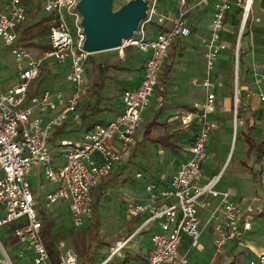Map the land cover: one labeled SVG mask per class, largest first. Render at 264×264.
<instances>
[{"label": "built area", "instance_id": "2783aa9c", "mask_svg": "<svg viewBox=\"0 0 264 264\" xmlns=\"http://www.w3.org/2000/svg\"><path fill=\"white\" fill-rule=\"evenodd\" d=\"M36 1L49 14V48L42 55L32 54L16 44L19 29L26 18L27 0H7L0 10V41L9 47L20 68L17 84L5 93L0 92V228L16 225L13 230L15 240L25 246L15 258H11L0 241V264H16L17 261H25L26 264H77L75 252L63 242L56 245L57 255L55 263L52 262L42 236L43 224L35 210L29 174L36 167L40 168L45 180L54 186L45 195L46 205L65 203L71 226L82 227L91 218L92 191L130 156L141 116L158 84L171 46L178 39L192 35L189 15L196 9L208 7L212 11L207 35L200 40L205 65L201 82L204 100L195 105L193 111H186L179 117L181 127L193 130L188 157L177 166L167 185L160 181L146 183L147 199L129 205L127 216L146 215L133 234L155 228L151 234V250L140 264H187L186 257L178 255L182 239L188 238L191 247H195L201 232L217 213H220V221L213 226L216 253L224 251L226 241L237 239L251 230L254 209L230 202L228 193L215 191L220 174L203 186L199 180L210 135L217 129V123L210 116L216 108L215 90L220 85L214 79L216 65L227 49L221 37L225 19L232 10H240L243 28L253 6L257 5L261 19H255V22L264 29V0H171L175 13L169 20V26L164 27V19L159 17L155 23L159 30L151 38L147 37V26L156 15L158 0H143L148 2L146 18L140 22L132 38L123 41L117 49L136 47L140 53L147 54L139 85L123 91L122 112L113 120L93 125L75 144L61 143L56 148L49 145L52 133L67 122L78 120L76 110L86 91L84 71L90 55L83 50L85 36L81 17L76 11L78 0ZM239 32L238 40L242 29ZM49 59L58 64L69 61L66 75L68 92L45 89L40 93H30L31 84L38 79L43 64ZM233 59L237 66L238 45ZM234 80L233 138L239 101L236 74ZM255 82L258 84L259 81L256 79ZM248 96L264 101V96L255 90H248ZM114 143L117 147L113 146ZM53 152L63 158L62 164H54ZM206 196L217 199L218 203L208 221L202 223L197 207ZM261 199L264 200V192ZM21 219H25V224L17 226ZM126 242H119L117 250ZM111 258L112 254L99 264H110ZM247 264H264V253L257 254Z\"/></svg>", "mask_w": 264, "mask_h": 264}, {"label": "rangeland", "instance_id": "374dc122", "mask_svg": "<svg viewBox=\"0 0 264 264\" xmlns=\"http://www.w3.org/2000/svg\"><path fill=\"white\" fill-rule=\"evenodd\" d=\"M126 1L125 0H113L112 9L117 10ZM7 0H0V10L6 5ZM168 9L173 8L171 0H159L156 7V15L153 18V22L147 26V37L151 38L155 28V23L162 13V7ZM27 12L26 18L21 25L18 32L19 44L29 50L32 54L42 55L46 51L48 46V40L46 34H41L40 28L35 23H45L44 19H49V14L45 13L39 6L36 0H27L26 3ZM211 10V7H208ZM255 19H261L257 7H253L251 16L246 20L243 25L240 39L239 30L241 27V14H236L234 18V24L228 20L231 33L224 35V39L230 44L229 49H226L222 56L228 59L221 61L220 64V78L222 83L216 87L215 93L218 94L216 100L217 106H224L226 109L223 112L220 123L224 124L223 129L218 128L211 135L208 145L206 147V159L201 165L202 180L200 185H205L207 181L217 176L220 173L218 182L215 186V191L223 193H229L231 189L240 180L241 175H245L250 178L252 182V176L256 170H250L246 165L256 166V158L254 151L250 154L247 153V143L242 140L241 130H245L243 125L239 126L236 118V131L235 138L236 144L232 142L233 128H234V101H232L231 109H228L230 94L227 90L226 83H231L235 87V74L240 76L244 88L246 89L247 98H255L248 96V90H258V87H264V35H256L255 28H261L260 23H256ZM210 21V18H209ZM209 21L204 18L200 21L199 30L207 32ZM70 25V21H68ZM156 32V31H155ZM239 41V42H238ZM30 42L33 45L29 44ZM180 46H187V49L183 52V61L174 63L172 70L167 74L164 84L161 83L160 78L156 87H167V97L161 102L158 101L160 90L155 89L152 96L149 98L148 104L141 116L139 127L136 131V139L140 138L142 144L139 148V153L135 155L133 159V165L128 169L130 178L135 182L134 187H108L104 190V196L98 197L100 186L104 182L101 181L97 187L92 191V203H91V218L86 220L82 227L73 228L70 224L67 214L66 206L63 203H56L51 206L46 205L45 195L47 192L53 190L54 186L51 185L42 175L41 169H37V173L33 169L29 174V182L31 183L32 193L36 201L35 210L37 216L41 220L42 214H47L49 218V231L51 237H55L57 245L59 242H63L66 247L72 248L77 256V264H99L103 261V258L109 253V246L111 245L112 251L120 246L123 242L124 236L130 235L134 228L133 225L128 224L131 219L127 216V208L134 201H141L147 199V192L145 191V184L158 181L160 176L168 174L173 168L177 166L185 158L183 153H179V149L154 145L144 140L143 133L148 123L152 120L156 122H166L170 118L173 119L178 112L176 106L178 101L175 100L177 94H171L173 87H191L190 78L198 75L202 68L201 51L202 45L199 46V38H189V40H181ZM193 45V48L191 47ZM201 44V43H200ZM227 45V44H226ZM238 45V63L235 66L233 59V53ZM175 55V54H174ZM144 54L140 53L138 48L132 47L123 49L122 51L113 50L103 52L99 54L90 55L85 63V85L88 86V92L83 94L79 107H77L76 114L78 120L73 121L68 127L69 132L63 133L60 136V141H65L68 144H75L81 139L85 128L90 123L107 122L113 118L115 109L112 110H99L95 114H89L92 108H96V98L92 96L94 82H99L100 75L98 73V66H103L105 69V81L106 87L122 88L135 86L138 83V75L140 64L143 61ZM69 61L63 64H58L55 61L49 59L43 64L40 75L36 81L31 84L30 93H40L45 89H49L53 92H68L69 85L66 81V75L69 71ZM109 66V67H108ZM20 68L15 62L13 56L10 53L9 47L5 46L0 41V92L5 93L7 90L17 84L18 72ZM162 70V69H161ZM161 75V72L160 74ZM223 78V80H222ZM256 79L259 81L256 84ZM201 80L195 84L200 87ZM201 89H203L201 87ZM259 92V91H258ZM101 96V94H99ZM264 96V92H262ZM257 98V97H256ZM238 99V97H237ZM258 99V98H257ZM116 105H119L117 99ZM264 102V101H262ZM159 106L161 108H159ZM227 106V107H226ZM119 107V106H118ZM158 108V109H157ZM186 111V110H184ZM239 101L236 105V117H239ZM176 120H179L177 118ZM219 122V121H218ZM222 130L221 133L219 130ZM166 131L164 125L156 127L151 131L152 136H158ZM220 133V134H219ZM247 133V132H246ZM256 133V132H255ZM179 137L171 140L176 142L177 147L181 150H188L189 143L185 141L189 138V131L183 129L179 132ZM254 135H252V138ZM51 138V137H49ZM238 139V140H237ZM51 139H48L50 141ZM51 142H49L50 145ZM246 143V145H245ZM137 144L134 146L136 147ZM56 148V147H55ZM180 150V151H181ZM131 151V150H130ZM130 157V156H129ZM54 164L56 163V152L52 155ZM129 159V158H128ZM63 160V159H62ZM61 161V159H59ZM222 169V170H221ZM38 174V175H37ZM110 175V174H109ZM109 175L107 177H109ZM139 175V177H137ZM106 177V178H107ZM248 192L252 190V187L247 188ZM253 191V190H252ZM251 193V192H250ZM126 195L122 200L121 196ZM255 199L258 195L252 193ZM208 197V196H207ZM206 197V198H207ZM128 201V202H127ZM212 201V200H210ZM208 202V201H207ZM215 200H213L206 210L211 211L215 206ZM256 206H253V209ZM2 214H0V218ZM17 226L25 224V219H21L16 223ZM16 225L11 224L0 228V241L3 243L8 255L11 258H15L19 250L25 248L24 244H18L13 235V230ZM151 230H155L154 227ZM134 233V232H133ZM123 236V237H122ZM149 234L145 233L139 238H143L145 243L149 240ZM126 238V237H125ZM136 238L133 243H137ZM142 239V240H143ZM0 252V257H1ZM16 264H26L25 261H17Z\"/></svg>", "mask_w": 264, "mask_h": 264}, {"label": "crops", "instance_id": "0c3cea01", "mask_svg": "<svg viewBox=\"0 0 264 264\" xmlns=\"http://www.w3.org/2000/svg\"><path fill=\"white\" fill-rule=\"evenodd\" d=\"M255 6L257 7V5H254L253 7H255ZM161 10H162V13H164V14H161V16H159V17L164 19V27H168L169 26V20L173 17V15L175 13L174 5H173L172 9H168V8L163 6ZM211 11H212V9L209 10L208 8L207 9H200V10L196 9L195 11H193L189 15L188 22H189V25L192 27L193 32H192V35L190 37L183 38L184 40H187V39L189 40V38H199V41H200L202 38H204L207 35V32L203 31L204 33H202L199 30V28H200L199 23H200V21L204 20V18H206V20L209 21V18L211 16ZM235 11H237V10H234V11L232 10L227 15V18L225 19V23H224V30H223V33L221 36L222 40L225 42V44H227V49H229L230 44H228L227 41L224 39V37H225L224 35H228L229 33H231V31H229L230 27H229V24L227 23V21L230 20L229 18L234 14ZM257 11H258V7H257ZM241 25H242V22H241ZM158 30H159V27L155 26L154 30H152L154 32L151 33V37L155 36V34L158 32ZM183 39H178L174 43L175 45L174 46L172 45L174 47V49L172 51H169L168 56H167V58L163 64V65H167L170 67L168 70V73H170V71L172 70L174 63H176V62L179 63L180 60L183 61V52H184V50L187 49V46H180V44H181L180 41ZM200 43H201V41L199 42V46H201ZM191 47L193 48V45ZM146 56H147V54H144L143 61L145 60ZM200 56L202 59V68L200 70V73H198V75L195 73V76H192V78H190L189 83H190L191 87H187V85H185V87H173V91H171V94H177L175 97V100L178 101L177 102L178 105L176 106V108L178 109V112L175 113L176 115L174 116L173 119L170 118L166 122H162V123L157 122L159 125H164V127L166 129V131L164 133H170L172 131H179L180 132L181 130L186 129L184 127H181L179 124V120H176V119L179 118L184 112L190 111L189 109L194 108L195 105L203 102V100H204V90L201 89V87H202L201 83H200V87H192V86H197L195 84H197L200 80L202 82V79L204 77L205 65H204V60H203V50L201 51ZM228 58L229 57H227V58L223 57L221 54V57H220L219 61L217 62L214 79L218 83H222V82H220L221 81V78H220L221 69H220L219 63L223 60L228 59ZM143 61L141 62L140 68H139V75H138L139 80L135 86L122 87V88H117V87L114 88V87H106L105 86L103 88V90L100 92L101 96L99 95V102L96 105V109L89 112V114H95L99 110H101V111L102 110L103 111L112 110L113 111L115 109L116 112L113 115V118L111 120H113L117 115H119L123 109V106L121 103V94L123 93L124 90L133 89L139 85L140 79L142 77ZM184 65L187 66V64L185 62H184ZM161 75H162V70H161ZM161 75H159V78L161 77ZM222 80H223V78H222ZM244 87L245 86H243V84H241L240 90L242 91L243 94L246 95V89ZM165 88H167V87H161V88L155 87V89L160 90V94H159V98H158L159 102H161L165 97H167L168 92H167V89H165ZM88 89H89V87H86V91ZM155 89H154V91H155ZM154 91H153V93H154ZM257 91H259V93L262 94V92H264V87H258ZM215 95H216V100H217L218 94L215 93ZM245 95L243 98H241V104L239 106V110H240L239 111L240 112L239 117H236L238 120L239 126L243 125V128H245V130H241V134H242L241 136H243L242 140L244 141L245 134H250L251 138H252V135H254V137L252 138V140L254 142L264 144V102L259 101V99H257L256 97L255 98H247ZM116 99H117L119 105H116V103H115ZM229 103H230V105L228 106V109H231V106H232L231 96L229 98ZM159 108H161V107L159 106ZM224 109H226L224 106L222 107L220 105L219 106L216 105L214 113L210 116V118L217 123V129L220 127H221V129H223L222 126L224 124H222L223 122L220 123V121H221V117L223 115V112L225 111ZM184 110H186V111H184ZM111 120H109V121H111ZM109 121H107V122H109ZM72 122L73 121H69L66 123V125H65V131L66 132H69L68 127H69V125H71ZM103 123H106V122H101V124H103ZM96 124H98V123L88 124V125H90V127L87 128V126H88L87 125L84 133L87 130H89L93 125H96ZM221 129L219 130L220 133L222 131ZM186 130L189 131V138L186 139L185 141H188L189 148H190V140H191V137L193 134V130L192 129H186ZM164 133H162V134H164ZM162 134H160V135H162ZM213 134H214V132L211 135H213ZM211 135H210V137H211ZM177 137H179V135L174 136L171 140L174 141V139H176ZM234 138L232 139V142H234L236 144V141L234 140ZM209 140H210V138H209ZM141 141L142 140L140 138L135 140V144H137V145H136V147L133 146L131 148L129 159L127 161L117 165L113 169V171L110 173L109 177L105 178L104 182L102 183V186L106 182H108V186L106 188H108V187H118V188L125 187V188H127L128 186L129 187L135 186L134 185L135 182L130 178V176L128 174V169L133 165V159H134L135 155H137L140 151L139 148L142 144ZM54 143L57 146L61 143H67V142L60 141V139L58 138ZM50 145H52V144H50ZM154 145H157V144H154ZM245 145H246V143H245ZM56 146H52V147L55 148ZM113 146L117 147V144L114 143ZM175 146H176L175 148L179 149V153H181V154L183 153L185 158L188 157L189 149L188 150H181L180 148L177 147L176 142H175ZM247 148H248V146H247ZM59 159H61V161H59ZM62 159L63 158L56 152V158H55L56 163L55 164H59V165L62 164L63 163ZM246 166L250 170H256L255 174L252 176L253 181L250 182L249 177H246L245 175H241L240 180L237 181V184L233 187V189H231L229 191L228 200L230 202L237 203V204H240L243 206H251L252 208H253V206H256V208H254L253 216L251 217V220H250L251 221V230L245 232L243 235H241L237 239H232V240L226 241L225 246H224V251H222L221 253L218 254V253H216V249H215V246L213 243V240H214L213 226L217 222L220 221V213H217L215 215V217H213L211 219L208 227L201 232V235H200L198 242H197L195 247H191L190 241L188 238L184 237L182 239V241L178 247V255L179 256H185L187 259V264H247L248 261L250 259L254 258L257 254L264 253V200L261 199V194H262V192H264V156H262L259 164H257L256 166H252V165H246ZM37 169H38V167H36L34 169L36 173L38 172ZM175 169H176V167L173 168L172 170H170L168 174L164 175L165 177H163V174H162L160 176V178H158L159 179L158 181L162 182L163 185H167L169 183L170 177L173 174V172L175 171ZM30 176L31 175H29L28 179L30 178ZM202 178L203 177L201 176L199 183L202 180ZM30 185H31V183H30ZM250 186L252 187V190H253V191L250 190L251 193L248 192V190H247V188ZM31 191H32V188H31ZM51 191H49V192H51ZM49 192H47V193H49ZM252 193H254L255 195H258V197L255 199V197L252 196ZM104 194L105 193L103 192L102 195L104 196ZM125 197H127V196L126 195L121 196V198H122L121 201H123V199ZM206 197L201 199L200 205L197 207L198 215H199V218H200L202 223H206L208 221V219L210 218L211 212L214 210V208L216 207V205L218 203L217 199H213L209 196L207 198ZM210 200L216 201L215 206L212 208L211 211L206 210L208 205L212 202ZM141 201H145V200H141ZM136 202L137 201H134V203H136ZM63 204H65V203H63ZM65 206H66V204H65ZM68 217H69V215H68ZM145 218H146V215L141 214L138 217L131 218L128 221V224L133 225V227H132V229L134 228L133 232H135L137 230V228H139V226L142 224V222L145 220ZM133 232L130 235H128V237L122 236L123 237L122 240L125 239L127 242L120 250H117V248H115L112 252V248L110 245L109 246V253L103 258V260L105 258H107L110 254H112L110 264H140V263L144 262L148 256L150 250H151V234H152L153 230H151V229L145 230L144 229V230H141L140 232H138L137 234H133ZM145 233H148L150 236L147 243H145L143 238H139ZM136 238H139L138 242L133 243V241ZM125 240H123V241H125Z\"/></svg>", "mask_w": 264, "mask_h": 264}, {"label": "water", "instance_id": "95a60500", "mask_svg": "<svg viewBox=\"0 0 264 264\" xmlns=\"http://www.w3.org/2000/svg\"><path fill=\"white\" fill-rule=\"evenodd\" d=\"M112 1L78 0L76 11L81 17L85 36L83 50L88 55L119 49L123 41L132 38L140 22L146 18L147 1L130 0L117 10L112 9Z\"/></svg>", "mask_w": 264, "mask_h": 264}, {"label": "trees", "instance_id": "16d2710c", "mask_svg": "<svg viewBox=\"0 0 264 264\" xmlns=\"http://www.w3.org/2000/svg\"><path fill=\"white\" fill-rule=\"evenodd\" d=\"M236 14L240 15L241 11L240 10L235 11L234 14L229 18L230 21L233 24L235 23L234 22V18H235ZM44 22L45 23L38 22V23H35V25H37V27L40 28L39 31L41 32V34H46L47 35L48 29H49V19H44ZM254 32H255L256 35H258V34L264 35V29H262V27L261 28H257V29L255 28ZM29 44L33 45L32 42H30ZM174 45L175 44H173V46ZM173 46L171 47L170 51H172L174 49ZM238 55H239V52H238ZM106 68H107V66L106 67L98 66V73L100 75V79H99L100 81L96 82V83L94 82V84H93L92 96H94L96 98L97 104L99 102V94L103 90V88L105 87L104 81H105L106 77H105L104 72H105ZM169 68H170L169 66L163 65L162 75L160 77V81L162 82V84H164L165 79L167 78V74H168ZM241 84H242V81L240 79V76H238L237 86H238L239 106L241 104V98H243L244 95H245L240 90ZM226 85H227L228 92H229V94L231 96V101H233V88L234 87H233V85L231 83H227ZM87 92L88 91H85V93H87ZM95 109L96 108H92V110H95ZM189 110L193 111V108H191ZM65 125L66 124H64L63 126L57 128L52 133L51 138H50L51 140L49 141V142H51L50 144H52V146H56L54 142L58 138H60V136L63 135V133L66 132L65 131ZM159 126H161V125H159L155 120H152L150 123H148L147 126H146V129H145V131L143 133L144 140L148 141L151 144H157V145H161V146L175 148L176 146H175V144L173 142H171V139L174 136H177L179 134V131H172L170 133H164L162 135H158V136H155V137L152 136L151 131L154 128L159 127ZM88 127H90V125H88L87 128ZM186 129H188V128H186ZM189 129H191V128H189ZM244 140H245V142L247 143V146H248L247 153L250 154V153H252L254 151L256 162H257V164H259L262 156H264V144L254 142L252 140V138L250 137V134H245ZM235 141H236V139H235ZM58 146L59 145H57L56 147H58ZM107 186H108V182H106L103 186L102 185L100 186V191H99L98 197H101V195L103 194V192H104V190L106 189ZM41 221H42V224H43L42 236H43L47 251H48V253L50 255V258H51L52 262L55 263L54 260H55V257L57 255V250H56V245H55L56 244V242H55L56 238L55 237H51V235H50V231L48 229L49 223H50L48 215L47 214L46 215L42 214L41 215Z\"/></svg>", "mask_w": 264, "mask_h": 264}, {"label": "bare ground", "instance_id": "6f19581e", "mask_svg": "<svg viewBox=\"0 0 264 264\" xmlns=\"http://www.w3.org/2000/svg\"><path fill=\"white\" fill-rule=\"evenodd\" d=\"M248 7H249V5H248Z\"/></svg>", "mask_w": 264, "mask_h": 264}]
</instances>
